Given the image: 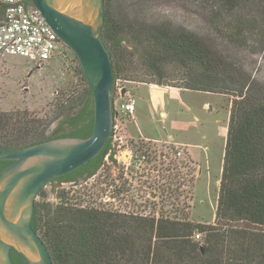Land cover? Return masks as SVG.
<instances>
[{"label": "trees", "instance_id": "trees-1", "mask_svg": "<svg viewBox=\"0 0 264 264\" xmlns=\"http://www.w3.org/2000/svg\"><path fill=\"white\" fill-rule=\"evenodd\" d=\"M210 4V22L217 30L226 31L225 37L236 47L249 48L264 58V0H211ZM100 37L112 65L111 94L120 76L126 80L152 77L163 85V65L172 61L187 72L180 88L233 97L215 224L127 217L35 201L30 225L46 246L52 264H264V84L194 34L169 33L146 25L122 29L110 20L106 5ZM124 42L130 52L122 48ZM88 102L73 115H65L50 135L40 121H30L25 129L11 115L0 113V151L60 138L86 139L93 124ZM110 143L109 139L95 159L53 181L76 182L75 174L90 178L102 165ZM109 158L114 162L112 155ZM8 164L0 162V171ZM195 232L204 234L202 243L193 239ZM11 260L22 264L13 253Z\"/></svg>", "mask_w": 264, "mask_h": 264}, {"label": "rangeland", "instance_id": "rangeland-1", "mask_svg": "<svg viewBox=\"0 0 264 264\" xmlns=\"http://www.w3.org/2000/svg\"><path fill=\"white\" fill-rule=\"evenodd\" d=\"M210 3L211 0H104L110 20L120 28L146 25L169 33L194 34L212 51L242 67L251 79L264 84L263 55L231 44L225 37L226 31H218L210 22ZM121 46L131 51L129 44L124 42ZM163 66V85H157L152 77L153 80H126L120 76L112 93V100L119 99L122 91L127 92L125 99H135L137 122L133 117L115 114L114 122L120 130L115 135L121 139L111 141L119 158L129 151L134 156H145L140 171L133 167L125 170L121 159L118 162L114 158L111 163L104 157L100 168L88 179L47 183L36 197L37 203L115 212L127 217L215 224L233 97L197 91L180 93L188 91L180 88L186 83L187 72L177 62ZM141 67L143 72L147 71ZM144 89H162V94L167 93L165 118L160 116L163 110H155L147 100ZM176 90L179 95L172 94ZM90 96L78 61L67 48L40 66L19 56L0 57V113L11 115L22 128L37 120L46 125L45 134L50 135L65 115H73L87 101L91 108ZM161 97L152 93L154 104ZM189 107L194 109L199 122ZM129 123L136 136L129 131ZM200 127L204 139L200 134L195 139L189 136V131ZM171 136L174 141L178 137L196 142L202 149L206 147L201 150L200 162V148L195 149L193 156L185 145L175 144ZM200 234L198 242L202 243L204 234Z\"/></svg>", "mask_w": 264, "mask_h": 264}, {"label": "water", "instance_id": "water-1", "mask_svg": "<svg viewBox=\"0 0 264 264\" xmlns=\"http://www.w3.org/2000/svg\"><path fill=\"white\" fill-rule=\"evenodd\" d=\"M27 1L77 59L91 93L93 124L86 139L60 138L0 151V162L10 163L0 171V264H13L11 253L22 264H52L30 225L36 197L47 183L95 159L111 137L114 119L112 65L100 37L104 0Z\"/></svg>", "mask_w": 264, "mask_h": 264}, {"label": "built area", "instance_id": "built-area-1", "mask_svg": "<svg viewBox=\"0 0 264 264\" xmlns=\"http://www.w3.org/2000/svg\"><path fill=\"white\" fill-rule=\"evenodd\" d=\"M64 45L54 31L47 25L41 14L26 0H0V57L19 56L25 58L37 66L50 61L53 56L63 50ZM127 92L119 94V99L112 100V111L122 116L133 117L135 113V99H125ZM119 126L113 119V128L110 137L116 141L121 139ZM122 131V130H121ZM114 145L110 143V149L105 155L108 159L112 155L116 161L122 160V164L128 170L130 167L140 171L145 156H134L132 151L122 154L120 158L115 155ZM110 159V158H109ZM112 163V161H111ZM145 217V216H143ZM195 240L201 239L200 233H194Z\"/></svg>", "mask_w": 264, "mask_h": 264}, {"label": "crops", "instance_id": "crops-1", "mask_svg": "<svg viewBox=\"0 0 264 264\" xmlns=\"http://www.w3.org/2000/svg\"><path fill=\"white\" fill-rule=\"evenodd\" d=\"M182 92H189V91H180V93H182ZM146 93H147V94H146ZM180 93H179V91L176 90V92H175V93H172V94H174V95H179ZM191 93H193V92H191ZM143 94L147 96V100H149L150 104L153 106V108H154L155 110H157V109H159V108H161V109L163 110V109L166 107V95H167V93H164V92H163L162 97H161V100H160V99H157V101H156L155 104H154V102H153V100H152V95H151V91H150V89H149L148 91H146V90L144 89V93H143ZM185 109H186V108H185ZM188 110L190 111V113L192 112L191 114H192V116L194 117L195 121H198V122H199V119H198L197 116L195 115L194 109H192V108L189 107ZM160 116L163 117V118L166 117V113H165L164 110L160 112ZM133 119H134V123L137 122L136 109H135V113H134V115H133ZM132 122H133V121H132ZM130 124H131V123L128 124L129 131H130V132H133L134 135L136 136L137 133L134 132V131L131 129ZM200 129H201V127H200L199 129H197V130L189 131V132H191V134H192V135H189V136H191V137H193V138L195 139L196 135L200 134V135H201V139H204V136H203V134H202V132H201ZM138 132H139V130H138ZM139 133H140V132H139ZM141 135H142V134H141ZM171 138H172V140H173V142H174L175 144H177V145H179V144H180V145H185L186 148H187V151L190 152V154H192L193 156L195 155V151H196L195 149H196V148H198V149L200 148L199 151H198V161L200 162V157L202 156V155H201V150H202V151H203L204 149L206 150V147L202 149V147H201L200 145H198L196 142H188L187 140H182V139H179L178 137H176V138H175V141H174V138H173L172 136H171ZM164 140H166V139H164Z\"/></svg>", "mask_w": 264, "mask_h": 264}, {"label": "flooded vegetation", "instance_id": "flooded-vegetation-1", "mask_svg": "<svg viewBox=\"0 0 264 264\" xmlns=\"http://www.w3.org/2000/svg\"><path fill=\"white\" fill-rule=\"evenodd\" d=\"M10 164V163H9ZM8 164V165H9ZM8 165H6L5 167H7ZM75 176L77 177V179H81V176H80V174H75Z\"/></svg>", "mask_w": 264, "mask_h": 264}, {"label": "bare ground", "instance_id": "bare-ground-1", "mask_svg": "<svg viewBox=\"0 0 264 264\" xmlns=\"http://www.w3.org/2000/svg\"><path fill=\"white\" fill-rule=\"evenodd\" d=\"M152 93H153L154 96H161L162 95V93H160V95L159 94H156L155 91H152Z\"/></svg>", "mask_w": 264, "mask_h": 264}]
</instances>
